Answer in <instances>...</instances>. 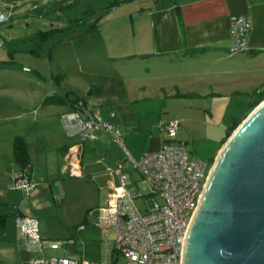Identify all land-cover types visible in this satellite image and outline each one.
Instances as JSON below:
<instances>
[{"label":"crops","instance_id":"crops-1","mask_svg":"<svg viewBox=\"0 0 264 264\" xmlns=\"http://www.w3.org/2000/svg\"><path fill=\"white\" fill-rule=\"evenodd\" d=\"M147 7L138 13L134 23L128 47L131 50L112 58L128 61L114 74L119 85L114 86L109 78L106 84L82 97L100 111L106 122L118 127L134 159L160 149L165 136L159 123L175 118L180 121L175 139L186 144L193 158L213 161L233 119L245 115L250 93L262 86L264 90V0H153ZM237 15L249 16L251 29L247 49L230 53L231 20ZM192 50L195 52H189ZM57 128L60 136L56 132L50 137L55 143L46 135H22L29 146L26 169L30 171L25 172L35 183L28 194L14 187L15 178L24 173L14 160V137L3 136L0 131V264L42 261L27 253L28 247L35 244L21 234L15 221L18 215L38 220L41 242L37 247H61L60 241L51 236L56 228L51 221L56 219H48L52 216L48 191L56 202L57 195L51 191L49 181L66 190L68 180L62 168L70 160L71 147L81 151L82 177L87 175L106 188L104 203L110 187L117 185L112 172L117 163H124L131 181L138 180L132 177L137 171L125 149L106 132H99L95 140L81 141L65 134L61 120ZM42 182H49L48 191L40 187ZM67 195L68 192L63 194L60 204ZM99 207L90 211L95 220ZM39 216L47 221L41 224ZM62 223L67 232V242L62 245L76 252L77 223L66 218ZM80 226L79 231L85 228ZM98 228L103 235V229ZM109 240L113 238L109 236ZM104 245L102 240L103 248ZM50 257L77 260L73 253Z\"/></svg>","mask_w":264,"mask_h":264},{"label":"rangeland","instance_id":"rangeland-1","mask_svg":"<svg viewBox=\"0 0 264 264\" xmlns=\"http://www.w3.org/2000/svg\"><path fill=\"white\" fill-rule=\"evenodd\" d=\"M109 1L113 0H21L15 4L13 0H0V13L7 16L6 21L0 22V131L3 136L33 134L34 137L46 135L48 139L58 132L59 137V113L68 108L50 103V96L68 91L86 96L89 88L106 84L109 78L114 86L119 85L114 74L128 61L112 58L131 50L129 41L138 13L152 5L153 0H118L121 3L100 16L96 12L87 15L90 7L98 11ZM77 18H81L80 23ZM39 31H46L48 36L37 37ZM132 177L140 176L134 172ZM65 180H68L67 191L49 181L51 191L57 195L56 202L47 190L49 182L40 185L49 194L52 216L48 219L51 221L53 216L56 219L51 221L56 224L51 236L60 241L61 247L43 249L36 243L28 247L27 253L45 261L52 255L72 253L78 261H101L102 240L106 237L94 225L95 217L90 216V211L104 204L107 190L87 175L77 178L65 175ZM136 187L143 192L148 190L144 184ZM65 192H68L66 202L60 204ZM136 202L141 205L143 201ZM65 218L77 223L76 252L62 245L67 242L62 223ZM39 219L41 224L47 221L42 216ZM79 226L85 228L79 231ZM109 234L114 238V229Z\"/></svg>","mask_w":264,"mask_h":264},{"label":"built area","instance_id":"built-area-1","mask_svg":"<svg viewBox=\"0 0 264 264\" xmlns=\"http://www.w3.org/2000/svg\"><path fill=\"white\" fill-rule=\"evenodd\" d=\"M7 16L0 13V22ZM251 19L237 15L231 20L230 53L247 49V37ZM61 124L68 137L81 141L95 140L99 132H106L120 144L140 176L131 181L122 162L112 172L117 185L110 187L104 205L98 209L94 224L103 229L105 239L101 261L75 260L70 257H50L40 264H181L184 239L193 215L198 207L213 161L193 158L186 144L175 139L180 121H161L159 128L165 136L160 149L147 151L134 159L125 148L121 132L106 122L100 111L87 102L76 101L61 114ZM69 151L70 160L62 168L64 174L82 177L81 151ZM147 185V192L136 186ZM134 185V187L132 186ZM35 183L20 173L14 187L28 194ZM142 199V204H137ZM21 234L31 244L41 242L39 223L35 217L18 215L15 218ZM83 227V226H82ZM114 229V238L109 240V230Z\"/></svg>","mask_w":264,"mask_h":264},{"label":"water","instance_id":"water-1","mask_svg":"<svg viewBox=\"0 0 264 264\" xmlns=\"http://www.w3.org/2000/svg\"><path fill=\"white\" fill-rule=\"evenodd\" d=\"M181 264H264V100L214 158Z\"/></svg>","mask_w":264,"mask_h":264},{"label":"trees","instance_id":"trees-1","mask_svg":"<svg viewBox=\"0 0 264 264\" xmlns=\"http://www.w3.org/2000/svg\"><path fill=\"white\" fill-rule=\"evenodd\" d=\"M13 1H14L13 3L15 4L17 1H21V0H13ZM119 3H121V1H118V0L109 1L108 3L106 2L103 7L98 9V11L93 10V8L90 7V9L86 10V13L87 15H89V14H93L96 12L100 16L101 14L109 11L110 9L115 7L116 4H119ZM80 22H81V18H77V23H80ZM98 26H99V22H96L95 27H98ZM47 36H48V33L46 31H39L37 33V37H40L41 39H44ZM189 52H195V51L192 50ZM92 91H93V88H90L88 94H91ZM49 99H50L49 100L50 103H56V104H62V105H68V106H71L72 103L79 101V100L86 102V99L84 97L79 96L78 94H75L71 91L66 92L64 95L55 94L53 96H50ZM263 100H264L263 86L250 93V101L247 105L245 115L236 117L233 119L231 125L228 127L225 133L224 138L221 141V144H223L226 141V139L230 136L232 131L239 125V123ZM12 144H13V156H14L15 162L20 166L21 170L26 175H29L27 172H25V169L29 164V152H28L29 146H28L27 141L22 136L17 135L14 137Z\"/></svg>","mask_w":264,"mask_h":264}]
</instances>
